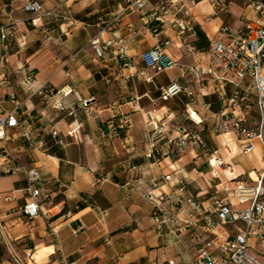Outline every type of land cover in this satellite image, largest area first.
I'll use <instances>...</instances> for the list:
<instances>
[{
  "label": "crops",
  "instance_id": "crops-1",
  "mask_svg": "<svg viewBox=\"0 0 264 264\" xmlns=\"http://www.w3.org/2000/svg\"><path fill=\"white\" fill-rule=\"evenodd\" d=\"M27 1L0 0V22L18 20L17 37L24 33L31 36L25 47L17 49L15 40L5 53L10 63L7 73L13 79L8 81L3 72L0 99L11 110V95L18 96L28 128L43 145L34 149L17 139L8 146L18 148L24 163L41 169L49 181L48 187L61 189L50 220L42 214L29 217L22 213L27 198L25 178L0 172V264H18L14 255L22 264H164L168 260L190 264L207 241L226 239L243 228L244 222L238 221L220 225L210 233L204 228L205 217H215L214 210L222 201L235 208L251 204L239 203L234 189L238 180L254 184L264 172L262 140L256 139L253 149L246 152V143L235 132L213 131L215 114L222 105L209 74L201 83L193 75L182 79L193 96L190 98L185 92L175 97L181 106L175 105V98L158 102L160 87L180 77L181 68L209 65V46H196L197 33L181 37L163 27L156 34L148 22L150 9L147 15L128 10L119 25L101 33L102 40L112 44L99 58L91 40L102 30L100 20L111 18L130 0H39L46 9L62 4L57 17H38L26 11ZM215 1L200 0L192 10L196 28L202 30L209 43L221 35L224 24L233 30L243 28L250 20L264 24V10L259 12L252 5L257 0H217L219 4ZM63 14L67 19L61 17ZM31 20L52 26L56 36L63 34L62 39L46 45ZM120 39L124 40L126 57L117 52ZM167 39L172 40L167 52L179 65L155 73L146 66L143 53ZM23 65L34 69L35 87L55 91L64 86L74 88L75 93L64 100L78 106L83 142L65 134L75 117L53 109L47 103L46 91L29 98L21 86ZM251 83L250 77L243 80V91ZM235 90L234 84L227 85L229 96ZM252 92L254 96L256 91ZM188 108L203 119L209 132V149H190L173 159L170 140L179 135L178 127L184 126L180 116L183 112L188 117ZM120 118H127L129 124L119 136L112 135L109 125ZM249 120L251 127L264 132V113L258 103L249 110ZM153 122L165 124L168 130L159 142L161 152L155 158L147 156ZM54 129L60 131L64 144L53 137ZM17 133L18 130L10 132L12 136ZM220 157L232 164L231 170L219 166ZM167 175L171 180L165 179ZM182 178L187 180V195L198 199L201 211L189 215L174 199L163 204L165 222L157 223L154 207L143 193L151 189L157 195L178 192ZM8 196L10 199H6ZM52 226L56 227V234ZM249 241L250 251L264 264L262 244L254 236ZM214 254L219 251L215 249Z\"/></svg>",
  "mask_w": 264,
  "mask_h": 264
},
{
  "label": "built area",
  "instance_id": "built-area-1",
  "mask_svg": "<svg viewBox=\"0 0 264 264\" xmlns=\"http://www.w3.org/2000/svg\"><path fill=\"white\" fill-rule=\"evenodd\" d=\"M200 0H130L127 5L120 6L111 18L100 20L102 30L99 35L91 40V45L97 57H104L106 51L110 48L112 41H103L101 33L120 23L121 17L128 10H136L140 14L147 15L149 9L151 16L149 23L153 31L158 34L159 28H171L183 37L187 33L196 34V26L193 18V7ZM215 3L219 4L216 0ZM253 7L261 12L264 10V0L252 2ZM62 4L55 8L46 9L39 0H28L24 6L26 11L35 13L38 17H57L60 16ZM63 19L67 16L63 14ZM18 20L10 24L0 22V46L6 52L11 42L16 40L20 48L25 47L31 38L29 33H24L17 37ZM31 25L38 31V35H43L45 44L55 40H61L63 34L56 36L55 28L50 25L37 24L31 20ZM131 27V25H130ZM133 32V31H132ZM134 33V32H133ZM221 35L210 41L208 47L209 65L201 67L198 65L189 68H181L180 77L175 78L169 84L160 87V99L168 101L182 93H187L190 98L193 96L192 90L188 89L182 79L193 75L196 82L201 83L204 75L209 74L215 83V92L218 94L222 108L215 114L216 121L213 124L214 132L233 131L239 140L244 141L245 151L250 152L253 149V142L261 139L264 145V132L262 128H253L249 125V110L255 103L264 113V24H257L253 21H247L243 28L233 30L228 24L222 25ZM172 44L171 39L160 40L153 47L143 53V60L146 66L155 73H161L177 67L178 61L167 52V48ZM118 54L126 57V46L124 40L118 41ZM5 57L0 55V85L4 81V73L1 71ZM23 72L21 80L22 88L31 98L36 93L46 91L47 103L53 109L65 112L69 116L75 117V120L67 128L65 134L74 141L81 143L84 141V131L82 123L77 119V104H69L64 97L75 93L73 87L64 86L59 90L44 87H35V72L28 65L20 67ZM69 75V72H66ZM247 77L252 79L247 90L243 91L242 81ZM152 77H148L151 79ZM234 84L236 90L232 96L227 93V85ZM255 90L253 96L252 90ZM11 101L14 107L7 109L0 99V172L9 175H20L26 180V203L22 208V213L29 217L42 214L47 220L51 219L52 207L61 186L54 188L48 187V179L42 173L38 166H30L21 160L18 148H10L9 142L21 139L29 147L40 149L42 141H37L33 131L28 128L27 121L22 114L23 103L16 94L11 95ZM81 101V100H80ZM86 106L87 102L82 101ZM210 107V104H207ZM239 110L237 114L235 111ZM188 118L195 125H201L203 119L197 115V111L187 110ZM198 116V118L196 117ZM129 124L127 118H120L117 122L109 125L112 135L119 136ZM11 130H18L16 136L10 134ZM179 135L171 139L173 148L170 152L173 159H178L189 148L200 145L203 140L199 133H193L186 126L178 127ZM168 130L165 124L153 122V134L151 136L150 147L147 156L155 158L160 154L161 148L159 142L163 139ZM51 134L57 142L64 144L60 138V131L54 129ZM219 166L226 170L232 169V164L225 158H217ZM262 162L264 164V154ZM166 180H171V176H165ZM180 188L178 192L155 194L154 190H148L143 196L149 200L154 207V218L157 223L165 222L161 212L165 202L176 200L181 205V210L189 215L201 211V203L195 196L187 195V180H179ZM234 194L239 203L251 202L247 207L235 208L232 204L221 202L214 210L215 217L207 215L205 217L204 228L207 232L214 233L220 225L233 224L238 221L244 222V227L226 239L215 241L209 240L199 248L190 264H263V262L250 251V237H256L264 248V172L255 180L254 184H249L247 180H238L234 189ZM10 199V197H6ZM52 225V221H49ZM56 234L55 226H52ZM217 249L219 254L215 255ZM14 260L18 264L22 261L17 255ZM65 264H79L75 261ZM164 264H178L175 260H168Z\"/></svg>",
  "mask_w": 264,
  "mask_h": 264
},
{
  "label": "rangeland",
  "instance_id": "rangeland-1",
  "mask_svg": "<svg viewBox=\"0 0 264 264\" xmlns=\"http://www.w3.org/2000/svg\"><path fill=\"white\" fill-rule=\"evenodd\" d=\"M17 49H21L18 45H17ZM5 51L1 48L0 46V55H2L3 57H5V60H4V63L2 64V67H1V71L6 73L7 75V80L8 81H11L13 78L12 77H9L8 76V68L10 66V63H7V58L5 56ZM2 86V85H1ZM0 86V87H1ZM159 101H162L164 102L163 100L159 99ZM173 102L175 103V105H182V102L180 101V99L178 98H175V100H173ZM188 114V113H187ZM180 122L183 123L184 126H186L189 130H191L193 133H199L202 140H203V143L200 145V147H198L197 145H195L194 147L192 148H189L188 150L190 149H197V151H207L209 149V143H208V139H209V132L207 130V128L203 125H195V123L188 117H186V115L183 114V112L181 113V116H180Z\"/></svg>",
  "mask_w": 264,
  "mask_h": 264
},
{
  "label": "trees",
  "instance_id": "trees-1",
  "mask_svg": "<svg viewBox=\"0 0 264 264\" xmlns=\"http://www.w3.org/2000/svg\"><path fill=\"white\" fill-rule=\"evenodd\" d=\"M196 31H197V35H198V41L196 42V46L198 48H207L210 43H209L206 35L198 27L196 28Z\"/></svg>",
  "mask_w": 264,
  "mask_h": 264
},
{
  "label": "bare ground",
  "instance_id": "bare-ground-1",
  "mask_svg": "<svg viewBox=\"0 0 264 264\" xmlns=\"http://www.w3.org/2000/svg\"><path fill=\"white\" fill-rule=\"evenodd\" d=\"M197 117V116H196ZM198 118V117H197Z\"/></svg>",
  "mask_w": 264,
  "mask_h": 264
}]
</instances>
